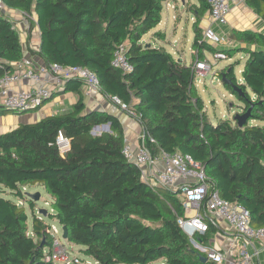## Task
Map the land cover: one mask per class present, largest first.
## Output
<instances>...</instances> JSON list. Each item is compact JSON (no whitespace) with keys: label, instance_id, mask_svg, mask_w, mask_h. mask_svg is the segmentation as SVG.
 <instances>
[{"label":"trees","instance_id":"obj_1","mask_svg":"<svg viewBox=\"0 0 264 264\" xmlns=\"http://www.w3.org/2000/svg\"><path fill=\"white\" fill-rule=\"evenodd\" d=\"M2 1L7 9L26 14L28 26L22 41L11 16L0 13V78L23 60V46L45 66L89 69L103 98L112 103L117 97L136 114L139 144L151 156L187 155L201 166L209 194L216 191L222 199L238 203L248 212L252 227L264 228V126L249 125L251 120L264 122L263 33H228L234 45L222 50L227 58L246 55L241 83L234 72L238 61L215 72L242 102V113L250 108V120L239 127L228 119L210 121L195 84L192 65L204 60L205 52L217 51L198 26L209 13L205 0H197L191 11L196 20L189 65L161 46L141 42L160 23L163 4L171 0ZM244 3L264 22V0ZM35 27L37 50L29 46ZM154 35L164 38L160 31ZM119 46L125 47L130 72L111 65ZM82 83L69 79L58 92L72 86L77 102L70 110L0 135V264H47L43 259L51 245L49 224L22 190L36 185L51 200L53 213L46 216L65 226V241L80 246V253L95 264H150L159 259L163 264H214L201 261L206 255L179 226L185 215L179 193L141 179L138 167L122 153L121 123L108 113L85 110ZM7 114L22 113L0 107V116ZM106 124L109 131L92 133ZM58 131L70 142L63 154L55 146ZM206 200L199 210L207 231L193 238L202 246L217 231L205 212ZM17 201L30 207V229L25 208Z\"/></svg>","mask_w":264,"mask_h":264},{"label":"built area","instance_id":"obj_2","mask_svg":"<svg viewBox=\"0 0 264 264\" xmlns=\"http://www.w3.org/2000/svg\"><path fill=\"white\" fill-rule=\"evenodd\" d=\"M209 7L210 25L203 30V39L213 46L222 44L224 35L215 31V27L227 25L231 9L243 3L244 0H205ZM12 10L7 9L0 0V13L9 15ZM23 16H28L23 13ZM125 47L119 46L115 49L111 60V65L120 69L123 73L132 71L126 55ZM223 51L217 50L212 54V60H227ZM195 79L212 75L213 64L205 58L196 61L192 65ZM214 77V75H213ZM69 79H78L85 86V95L91 96L98 92L99 81L96 75L89 69L80 66H61L53 63L48 66L35 64L29 60H22L15 64L11 72L5 73L0 78V107L27 113L32 110H39L46 101L51 98L57 90ZM30 82V87L24 89H14L20 82ZM112 103L123 110L130 118H135L136 114L129 109L117 97L111 98ZM55 146L60 153H65L70 146L61 131L57 132ZM124 157L134 163L139 171L141 179L152 185H161L178 192L184 208V218L179 220L182 231L191 239L197 235H202L207 231V225L203 221V216L199 210V205L206 200L205 212L213 220V225L217 226V219L222 220L228 229L239 236L245 245L253 242L261 243L264 248V228H254L250 225L249 214L236 202L222 199L214 191L208 193L205 177L201 166L187 155L179 152L167 154L159 152L156 156H151L149 151L141 146L132 145L124 141L122 149ZM21 204V203H19ZM46 232L50 236L51 245L44 253V261L47 264H80L77 256H72V252L62 242V226L49 225ZM199 251L206 255L207 260L214 264H253V259L257 257L259 251H245L244 248L235 258H227L224 253L216 249L213 245L198 246ZM90 264V263H86Z\"/></svg>","mask_w":264,"mask_h":264},{"label":"crops","instance_id":"obj_3","mask_svg":"<svg viewBox=\"0 0 264 264\" xmlns=\"http://www.w3.org/2000/svg\"><path fill=\"white\" fill-rule=\"evenodd\" d=\"M171 1H173V4H170L169 2H166L164 4L167 7H170L171 9H173L175 11V14L171 17V19L174 21L173 31H174V33H176L177 22H178L177 0H171ZM183 5H184V3H183ZM197 5H195V6H197ZM188 12L191 13V10ZM9 15L11 16V19H12V22H13L15 28L20 33L22 41H24L25 29L28 26L26 18L23 16V13L19 12V11H12L11 14H9ZM193 16L195 19V15H193ZM159 25H160V23L157 25V27ZM209 25H210L209 14L205 13L201 17V19L198 23V26L201 28V30L203 32L204 28L208 27ZM227 25L229 26V30H231V29L251 30V31H256V32H260V33L264 34V22L261 21V19L256 15L255 11H253L252 9L247 7L244 2L231 9V12H230L229 17H228ZM157 27H155V28H157ZM214 27L217 28L216 26H214ZM154 29L149 31L146 35L152 33V31ZM158 31H160L162 34H164L161 30H158ZM158 31H156V32H158ZM156 32H154V33H156ZM154 33L151 34L152 36L150 37V39L144 40V42H143L142 41L143 37L146 36V35H144L141 39V42L148 43V44H150V46H153V47H155V46L163 47V43L167 42L166 35L164 34V38L161 39L158 36H155ZM233 45L234 44L232 43V46ZM29 46L33 50H37L39 47V31L36 27L34 28V30L31 33ZM23 48H24V52H23V59L24 60H29L35 64H41V60L38 57H33V56L29 55V53L26 51L24 46H23ZM179 53L181 54V56L183 55L182 50L179 51ZM181 56H178V59L185 62V60ZM205 56H206V52H205ZM174 58L176 59V57H174ZM245 59H246V57H245ZM245 59H244V61H245ZM191 61H192V48H191ZM242 66H243V64H242ZM221 68L222 67H216L215 69H213L214 70L213 74H214V72L220 70ZM241 71H242V69H241ZM234 72H235V69H234ZM214 77H216V75H214ZM237 80L239 83H241L242 77L237 78ZM28 87H30V82L23 81V82H20L17 85H15L14 89L15 90L24 89V88H28ZM71 89H72V86H71L70 90H68L62 94H59L58 92H60V90H57L55 92V94L57 93L56 97L48 100L43 105L42 108L45 109L43 112L33 111V112H30L31 114L22 113V114H7V115L0 116V135L15 129L18 125L35 123V122L40 121V119H42L43 117L51 116L53 114H60V113H63V112L70 110L72 105L77 102V95ZM80 90L83 92V94L85 96L84 104H85V110L86 111H100V112H105V113H108V114L114 116L115 118L118 119V121L122 125L124 141L129 142L133 146L134 145L136 146L139 144V138L141 136V128H140L139 124L136 122V120H134L133 118H130L128 115H126V113L123 110H121L118 106H116L115 104L108 102L105 98H103L100 95L99 92L93 93L91 96H86L85 95V86L83 83L80 85ZM250 95L253 98V95L251 93H250ZM52 100H53V102L51 104L47 105ZM255 122H257V121L251 120V121H249V124H254ZM232 123L234 124L233 121H232ZM260 123H263V122H260ZM260 126H264V125H260ZM99 131H109V128H108V130H106L104 127H100ZM217 222H218L217 226H216L217 231L210 235L207 243L204 246L213 245L216 249H218L219 251L224 253L227 258H234V257L236 258L238 256V254H240V252L243 248L245 251H248V252H250L252 250H258L259 253H258L257 257L253 259L252 262H253V264H264V248L261 247V243L253 242L252 244H249V245L247 244L244 247V242L242 241V239L239 236H236L235 233L231 232L222 220L217 219ZM193 244H194L195 248H197L198 246H202L199 243V241H195V242H193Z\"/></svg>","mask_w":264,"mask_h":264},{"label":"rangeland","instance_id":"obj_4","mask_svg":"<svg viewBox=\"0 0 264 264\" xmlns=\"http://www.w3.org/2000/svg\"><path fill=\"white\" fill-rule=\"evenodd\" d=\"M169 3L173 4V1H169ZM197 4H198L197 0H177L178 22H177L176 33H174L173 31L174 21L171 19V17L175 14V11L164 4L163 10L161 12L160 25L152 31V33H154L158 30H161L166 35L167 42L163 43V47L167 51H169V53L173 57H176V59H178V56H181L179 51L182 50L183 55L181 57L185 60L187 65L191 62V44L194 37L193 23L195 21L193 13L192 12L190 13L188 11L190 10L192 11L193 5H197ZM214 29L216 32L221 33L225 36L224 37L225 41L222 44L215 46L217 50L222 51L230 46L232 47V41L228 37V33L230 31L229 26L225 25ZM152 33L144 36L142 41L144 42V40L150 39ZM143 44L146 45L148 43H143ZM205 57L209 59V61H211V63L213 64V69H215L216 67L223 68L229 63L238 61L239 64L236 65L235 67V76L236 78L241 77L242 64L246 57L244 53H235L233 54L231 59L219 60L217 62H214V60H212V55L209 52H206ZM213 71H212V75H207L206 77H197L195 79L197 90L199 91L200 97L204 101V111L207 113L209 120L212 122H215L217 119H228L234 122L233 120L234 116L242 113L243 104L241 101L237 99L235 95L230 94L229 91H227L224 88L219 77L216 76L213 78V75H215V72L213 74ZM52 102L53 100L49 102L47 105L51 104ZM44 110H45L44 108H41L38 111L43 112ZM25 114H31V113L28 112ZM254 124L264 125V122L260 123L259 121H257ZM254 124H249V125H254ZM22 190L23 192H26L25 196L27 198H28L27 193L40 194V198L38 201H34L31 199L35 204V212L37 215H40L38 213L39 209H44L48 213H53V210L51 209L52 207L50 205V201H51L50 197L46 194V192L43 190L42 187L37 185L30 187L25 186V188H23ZM6 197L13 199V197L10 195H6ZM17 202L18 204L21 203L19 205H23L25 208L28 217L27 226L30 229L31 227L30 207L27 202H25V204L22 201H17ZM40 216L43 217L42 215ZM43 218L47 224L58 227V224L54 220L48 218L47 216ZM62 242L69 248V251L72 252V256H77L79 257V259H82V262L80 264H86V263L95 264L90 258L80 253L79 251L81 249L80 246L69 244L65 240H62ZM191 242L193 244L194 241ZM150 264H163V259H159Z\"/></svg>","mask_w":264,"mask_h":264},{"label":"water","instance_id":"obj_5","mask_svg":"<svg viewBox=\"0 0 264 264\" xmlns=\"http://www.w3.org/2000/svg\"><path fill=\"white\" fill-rule=\"evenodd\" d=\"M149 45L150 44H146V46H149ZM221 82H222V84L224 83V76L221 77ZM232 88L235 92L241 94V90L236 85H233ZM50 99L51 98H49L48 100H50ZM233 120L237 126L242 127L244 124H246L248 122V120H250V108L247 109L244 113H240V114L235 115ZM101 127H104L106 130H108L109 125L106 124V125H103ZM99 130H100V127H95L92 133L95 134ZM27 196L34 201H38L40 198L39 193H33V194L27 193ZM38 213L40 215H42L43 217H45L47 214V211L44 209H39ZM62 238L64 240H67V228L65 226H62ZM200 259L203 262L207 261V258H205V257H201Z\"/></svg>","mask_w":264,"mask_h":264}]
</instances>
